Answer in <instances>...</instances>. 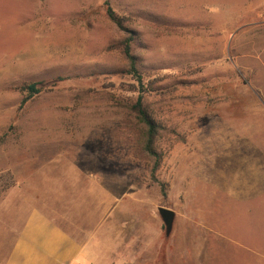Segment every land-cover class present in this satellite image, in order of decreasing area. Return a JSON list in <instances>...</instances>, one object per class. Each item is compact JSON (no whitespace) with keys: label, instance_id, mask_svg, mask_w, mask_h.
I'll return each mask as SVG.
<instances>
[{"label":"rangeland","instance_id":"1","mask_svg":"<svg viewBox=\"0 0 264 264\" xmlns=\"http://www.w3.org/2000/svg\"><path fill=\"white\" fill-rule=\"evenodd\" d=\"M106 1L130 17L136 75ZM259 140L264 151V0H0V264L33 209L75 234L105 226L111 242L141 218L161 244L144 254L185 264L197 179H223ZM159 207L175 214L169 233Z\"/></svg>","mask_w":264,"mask_h":264},{"label":"crops","instance_id":"2","mask_svg":"<svg viewBox=\"0 0 264 264\" xmlns=\"http://www.w3.org/2000/svg\"><path fill=\"white\" fill-rule=\"evenodd\" d=\"M258 144L260 147L255 149L258 152L244 154L243 162L234 164L235 169H230L223 179L217 180L208 171L202 174V182L197 179V193L200 194L202 185L206 186L207 194L197 202L195 217L186 218L195 225L196 243L190 253H183L185 264L189 260L195 264H264L262 140L254 145ZM200 160L196 166L204 172L209 165ZM208 202L211 206L206 209L211 212H204V203ZM241 221L248 226L244 232H238L242 228L235 226ZM145 224L141 218L132 220L122 230L118 229L120 236L111 242L105 226L89 231L81 229L75 234L41 209H33L26 216L4 264H157L164 255L171 264L170 253L144 254L152 243L161 247L156 242L159 237L156 232L145 240L149 235Z\"/></svg>","mask_w":264,"mask_h":264},{"label":"trees","instance_id":"3","mask_svg":"<svg viewBox=\"0 0 264 264\" xmlns=\"http://www.w3.org/2000/svg\"><path fill=\"white\" fill-rule=\"evenodd\" d=\"M105 7V15L106 17L113 22L120 31L125 33V37L123 38L122 45V55L128 67L129 73L132 75L138 74V66L137 61L132 54L131 51V42L134 40L133 33L128 29L127 25L130 23V17L125 15H120L115 12L110 6L109 2L106 1L104 3ZM155 81L151 80V83ZM144 82L140 76H137V83L132 86V88L136 91L143 87ZM151 86V85H149ZM42 84L32 83L25 86V90L29 92L31 95H36L42 91ZM132 113L135 114L138 122L144 127L143 138L145 140V149L148 153H153L152 144L157 134V125L155 122L149 117L146 109L142 105L141 97H138L136 102L130 106ZM157 166V165H156ZM156 166L154 169H156Z\"/></svg>","mask_w":264,"mask_h":264},{"label":"water","instance_id":"4","mask_svg":"<svg viewBox=\"0 0 264 264\" xmlns=\"http://www.w3.org/2000/svg\"><path fill=\"white\" fill-rule=\"evenodd\" d=\"M158 214L161 218V220L163 221V224L166 228V233H169L175 214L172 210L167 209V208H163V207H159L158 208Z\"/></svg>","mask_w":264,"mask_h":264}]
</instances>
